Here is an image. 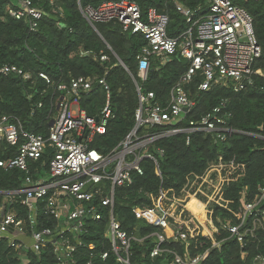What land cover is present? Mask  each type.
Here are the masks:
<instances>
[{"label": "built area", "instance_id": "obj_1", "mask_svg": "<svg viewBox=\"0 0 264 264\" xmlns=\"http://www.w3.org/2000/svg\"><path fill=\"white\" fill-rule=\"evenodd\" d=\"M186 1L175 0V7L187 27L170 35V16L156 7L144 11L134 0H104L98 6L87 4L82 7V0H78L91 25L115 21L123 32L144 36L146 45L137 55L141 81L147 80L153 60L158 61L159 68L175 54H180L189 65L172 87L165 103L159 101L154 91L143 92L141 85L136 83L139 98L136 124L109 154L90 147L94 136L104 133L108 120L114 117L107 72L101 77H74L69 83L56 86L66 93L56 101L47 135L24 129L16 116H0V142L17 147L13 155L0 159V167L25 173L21 188L0 190V238L6 236L14 250L30 249L40 253L50 247L55 256L53 264H80L77 259L79 251L85 247L91 257L106 260L113 252L120 264H131L132 243L143 241L145 237L122 227L114 212L116 190L133 182V170L142 172L144 158L153 159L157 164L155 154L149 149L151 143L162 136L186 132L189 144L190 134L197 131L213 132L217 139L224 141L234 131L226 126V119L221 115L222 106L190 120L189 127L182 128L179 124L195 106L186 89L195 76L203 78L199 90L223 84L235 92L247 89L258 77L264 76V68L258 65L262 46L256 36L253 18L236 0H206L205 4L196 6L187 5ZM50 3L55 12H62L53 0ZM8 12L16 19L27 17L32 31L38 28L45 14L32 0H17V7H9ZM107 58L106 54L101 56L102 60ZM0 73L17 74L26 81L34 79L31 72L16 64L0 66ZM39 76L54 85L47 73L40 72ZM94 84L106 92V103L99 117L88 115L80 107L82 94L89 92ZM75 104L76 109L73 108ZM38 105L42 106V103ZM155 126L164 129L149 131ZM144 128L147 132H142ZM48 149H51V155L42 161L38 170L40 175L35 178L31 164L37 163ZM156 151L164 153L160 147ZM218 159L202 174L188 176L179 191L161 186L158 197L150 195L153 205L133 206L137 219L161 229L148 235L155 241L151 258L168 253L169 264H200L211 249L191 254L189 247L193 238L201 234L211 240L212 248L223 242L217 238L220 227L213 218L215 204L229 212L228 217H218V221L230 236L239 241L242 249L246 237H257L258 231L264 233V187L251 199L245 187L241 191L238 209H233L229 201L223 200V192L225 182L231 180L235 164L225 163L223 155ZM228 167L232 169L225 174ZM14 204L23 205L28 214L20 216ZM105 216L100 241L102 249L98 250L95 241L85 242L84 238L90 232L88 219L100 223ZM50 219L54 220L53 225H43ZM20 235L29 237L31 243L23 238L20 240ZM168 242L182 243L184 252L168 248ZM104 244L109 247L105 249ZM254 260L264 261V256L258 253ZM87 264L94 262L90 259Z\"/></svg>", "mask_w": 264, "mask_h": 264}, {"label": "trees", "instance_id": "obj_2", "mask_svg": "<svg viewBox=\"0 0 264 264\" xmlns=\"http://www.w3.org/2000/svg\"><path fill=\"white\" fill-rule=\"evenodd\" d=\"M53 1L61 9V13L53 10L50 0H32L45 13L38 28L32 31L27 17L16 19L8 12L9 7H17V0H0V66L16 64L31 72L34 77L32 81H26L17 74L0 73V116H16L22 121L24 129L47 135L52 115L56 111V101L66 93L56 86L69 83L74 77H101L107 72L114 117L108 120L104 133L94 136L90 147L109 154L136 124V111L139 107L136 83L141 85L143 92L154 91L159 101L165 103L189 62L180 54H175L159 68L158 61H155L147 80L141 81L137 55L146 45L143 35L123 32L121 25L115 21L91 25L83 15L78 0ZM103 1L82 0L81 6H98ZM134 1L144 11L156 7L159 11L166 12L170 16V35H176L187 27L185 19L176 10L175 0ZM205 2L206 0H187L186 4L196 6ZM236 3L244 7L253 18L256 36L262 46L258 65L264 68V1L236 0ZM103 54L108 56L106 60L101 59ZM40 72L47 73L54 85L41 78ZM202 80V76L197 75L186 85L195 106L180 122L179 127H189L190 120L200 118L216 106H222L221 115L226 119V126L234 131L224 141L217 139L213 132L197 131L190 134L189 144L186 142V132L162 136L151 143L149 149L155 154L157 164L153 159L144 158L141 162L142 172L133 170V182L128 186L117 187L116 190L114 212L122 227L137 233L139 237H145L143 241L132 243L131 264H169L168 253L151 258L155 241L153 236L148 235L161 229L137 219L132 211L135 205H153L150 195L158 197L161 186L179 191L184 187L188 176L202 174L223 155L225 163L235 164L231 180L225 182L223 192V200L229 201L230 207L238 209L241 191L245 187L250 199L264 187V76L258 77L254 85L239 92L223 84H216L209 90L202 91L198 89ZM105 103L106 92L98 84H94L80 98L81 109L94 117H99ZM163 129V126H155L149 128V131L161 132ZM142 132L147 130L144 128ZM158 147L164 149L163 154L156 151ZM16 148L0 142V159L13 155ZM50 155L51 149H48L37 163L31 164L35 178L40 175L38 170L42 161L48 160ZM231 169L226 168L225 174ZM24 176L25 173L18 169L5 170L0 167V190L21 188ZM14 206L20 216L28 214L23 205ZM213 208V218L220 227L217 238L223 239V242L219 247L212 248L211 240L201 234L193 238L189 247L191 254L211 249L200 264H264V261L254 260L258 253L264 256V233L258 231L257 237H246L242 249L239 241L230 236V232L218 221V217H228L229 212L216 204ZM88 222L90 232L85 235V242L95 241L100 250L106 216L100 223L91 219ZM53 224V219L43 223L49 226ZM166 246L181 253L185 249L179 242H168ZM108 247L104 244L105 249ZM77 259L80 264H87L90 259L94 264H120L113 252L106 260H102L99 256L91 257L90 251L85 247L80 248ZM54 261L55 256L50 247L44 248L40 253L30 249L16 251L10 246L6 236L0 238V264H53Z\"/></svg>", "mask_w": 264, "mask_h": 264}, {"label": "crops", "instance_id": "obj_3", "mask_svg": "<svg viewBox=\"0 0 264 264\" xmlns=\"http://www.w3.org/2000/svg\"><path fill=\"white\" fill-rule=\"evenodd\" d=\"M22 238H23L26 242L31 243V240H30L29 237L20 235V236H19V239L22 240ZM25 261H27V260H25Z\"/></svg>", "mask_w": 264, "mask_h": 264}, {"label": "rangeland", "instance_id": "obj_4", "mask_svg": "<svg viewBox=\"0 0 264 264\" xmlns=\"http://www.w3.org/2000/svg\"><path fill=\"white\" fill-rule=\"evenodd\" d=\"M153 65H155V60H153ZM73 108L76 109V108H77V105L75 104V105L73 106ZM24 262H27V261L24 260Z\"/></svg>", "mask_w": 264, "mask_h": 264}, {"label": "water", "instance_id": "obj_5", "mask_svg": "<svg viewBox=\"0 0 264 264\" xmlns=\"http://www.w3.org/2000/svg\"><path fill=\"white\" fill-rule=\"evenodd\" d=\"M118 57V56H117ZM118 59L120 60L121 64L126 67V65L124 64V62L118 57ZM127 68V67H126Z\"/></svg>", "mask_w": 264, "mask_h": 264}]
</instances>
